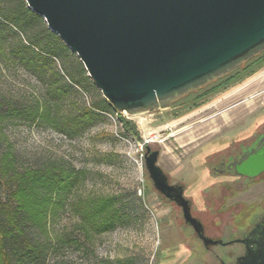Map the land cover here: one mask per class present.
<instances>
[{
	"label": "rangeland",
	"instance_id": "obj_1",
	"mask_svg": "<svg viewBox=\"0 0 264 264\" xmlns=\"http://www.w3.org/2000/svg\"><path fill=\"white\" fill-rule=\"evenodd\" d=\"M15 2L0 0V10L7 12ZM7 19L9 27L20 32L19 18ZM4 35L7 37L0 39V100L17 105L42 100L49 76L39 79L27 70L10 52L18 37ZM19 40L28 45L21 36ZM262 58V62L255 59L231 76L167 108L121 114L134 123L139 141L123 132L112 109L72 139L42 121L6 122L3 132L13 144L18 164L37 166L50 161L84 169L86 179L69 199L87 193L111 194L117 196L121 210V220L114 229L89 235L87 247L50 249L44 264H216V257L227 261L238 254L237 245L204 249L184 222L180 207L153 188L144 168L143 146L159 152L157 165L169 184L182 187L191 215L202 222L205 235L229 242L240 236L252 217H242L247 207L230 224L232 215L239 210L233 203L257 200L264 204V177L245 192H236L235 198L225 200L229 191L224 183L229 179L214 176L211 167L226 154L228 146L238 141L246 143L264 133V55ZM74 60L79 62L68 50L62 60L52 64L62 83L67 82L63 64ZM89 82L87 93L74 88L72 95L59 102L64 115L103 98L90 79ZM77 224L78 218L66 207L51 223V234L64 233L84 241V235L76 230Z\"/></svg>",
	"mask_w": 264,
	"mask_h": 264
},
{
	"label": "water",
	"instance_id": "obj_2",
	"mask_svg": "<svg viewBox=\"0 0 264 264\" xmlns=\"http://www.w3.org/2000/svg\"><path fill=\"white\" fill-rule=\"evenodd\" d=\"M79 59L88 78L116 113L167 108L229 76L264 52V0H24ZM153 188L180 207L205 246L199 221L179 185L144 146ZM264 171V147L239 170ZM264 242V238H263ZM263 260V253L260 255ZM243 264L255 257L246 252Z\"/></svg>",
	"mask_w": 264,
	"mask_h": 264
},
{
	"label": "trees",
	"instance_id": "obj_3",
	"mask_svg": "<svg viewBox=\"0 0 264 264\" xmlns=\"http://www.w3.org/2000/svg\"><path fill=\"white\" fill-rule=\"evenodd\" d=\"M7 17L19 18L20 32L9 27ZM4 33L18 37L10 52L19 62L37 74L39 79L45 75L49 78L42 100L35 99L32 103L20 105L0 100V264H44L50 249L87 247L90 245L89 235L114 229L121 220L117 196L87 193L70 200L69 195L78 192L85 181L86 171L50 161L37 166H21L3 127L13 119L30 123L42 121L72 139L111 109L116 112L100 97L89 105L75 107L69 116L62 113L59 102L72 95L74 88L87 93L89 78L81 62L74 60L63 64L67 82H61L60 74L52 68V64L56 59L62 60L69 49L22 0H16L13 8L7 9V12L0 10V39L7 37ZM20 36L28 45L19 40ZM263 55L264 52L255 59L262 62ZM116 115L123 132L139 141L134 123L119 113ZM66 207L78 218L76 230L84 235V241L64 233L51 234V223L58 212Z\"/></svg>",
	"mask_w": 264,
	"mask_h": 264
},
{
	"label": "flooded vegetation",
	"instance_id": "obj_4",
	"mask_svg": "<svg viewBox=\"0 0 264 264\" xmlns=\"http://www.w3.org/2000/svg\"><path fill=\"white\" fill-rule=\"evenodd\" d=\"M233 73H231L229 76H231ZM263 147L264 133L258 135L256 134L253 139L249 140L246 143L238 141L235 146L231 148L228 146V148L226 149V154L211 167L214 176L220 174L229 179L224 183L225 188H227L229 191V195L224 198L225 200H231L235 198L234 194L236 192H245L251 186L256 185L257 180H260V178L264 177V171L258 175L255 174L251 176L249 174H241L239 173V171H237L243 167V164L247 161L248 158L253 157L257 154V152L261 153ZM233 204H235L234 207H238L239 210L232 215L230 224L235 219L234 216L240 214L247 207L248 210L245 209L246 211L242 213V217H252L251 224L247 226V228L240 236L234 238L233 241H223L221 238H212L205 235L202 222L195 217L194 218L202 225L203 236L213 241H220L221 243L205 246L202 240L191 228L192 231L194 232L196 238L200 240L205 250L217 246H239L240 251L231 260L229 259V257V260L227 261L224 260L223 257H216V264H243L244 261H242L241 258L245 256L246 252L252 253L256 258L255 261L252 262V264H264V204L260 202L257 203V200H252L249 202H235ZM187 225L190 226L189 224ZM261 253H263V260L260 257Z\"/></svg>",
	"mask_w": 264,
	"mask_h": 264
}]
</instances>
